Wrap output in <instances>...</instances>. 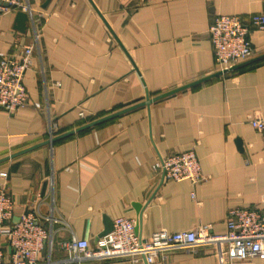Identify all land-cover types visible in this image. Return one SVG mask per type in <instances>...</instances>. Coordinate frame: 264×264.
<instances>
[{
    "label": "crops",
    "instance_id": "crops-1",
    "mask_svg": "<svg viewBox=\"0 0 264 264\" xmlns=\"http://www.w3.org/2000/svg\"><path fill=\"white\" fill-rule=\"evenodd\" d=\"M22 1L32 13L24 28L17 13L0 16V56L33 46L26 105L0 111V185L14 202L12 220L33 212L48 231L39 264H78L60 244L93 247L116 217L134 220L145 238L200 225L221 235L230 209L264 213V148L249 124L264 117V32L251 33L252 56L233 70L54 140L218 72L214 17L264 14V0ZM189 150L203 175L195 186L153 170L160 157ZM0 249L8 260L1 237ZM155 264L230 263L225 246H207Z\"/></svg>",
    "mask_w": 264,
    "mask_h": 264
},
{
    "label": "built area",
    "instance_id": "built-area-1",
    "mask_svg": "<svg viewBox=\"0 0 264 264\" xmlns=\"http://www.w3.org/2000/svg\"><path fill=\"white\" fill-rule=\"evenodd\" d=\"M12 12L25 13L32 19L27 2L0 0V16ZM254 31L264 32V14H254L248 18L235 15L214 17L208 35L218 71L229 72L232 67L252 56L250 35ZM32 55L33 46L28 45L17 56H0V111L7 115H12L27 103L23 79L30 68ZM249 124L259 133L264 148V117H250ZM153 170L163 179L188 181L192 186L203 179L193 150L160 157ZM0 178L5 179L6 173H1ZM13 210L12 197L5 186L0 185V237L11 251L7 260L0 249V264H39L41 252L46 246L51 248L48 231L33 212H26L17 220H12ZM225 225L226 231L221 235L212 233L207 225H200L180 232L159 230L144 238L136 232L134 220L116 217L112 221L111 231L100 237L95 246L92 247L85 240L72 239L62 242L60 247L69 254L66 261H76L78 264L119 260L155 264L173 251L207 246H225L230 264H241L252 259L264 264V213L233 208L227 213Z\"/></svg>",
    "mask_w": 264,
    "mask_h": 264
},
{
    "label": "water",
    "instance_id": "water-1",
    "mask_svg": "<svg viewBox=\"0 0 264 264\" xmlns=\"http://www.w3.org/2000/svg\"><path fill=\"white\" fill-rule=\"evenodd\" d=\"M16 17L18 18L17 21H19V28H20V29H21V28H24L25 23H26V21L28 20V19H27V15H26L25 13L19 12V13H17ZM237 66H238V65H237ZM237 66L232 67L230 70H233V69L236 68ZM225 73H227V71H222V72H221V71H218V72L214 73V74L211 75V76L205 77V78H203V79H200V80H198V81H195V82L190 83V84H187V85H184V86L179 87V88H177V89H174V90L168 91V92H166V93H162V94L157 95V96H155V97H153V98H149L148 95H147V96L145 97V100L142 101V102H140V103H137V104L132 105V106H130V107H127V108H125V109H123V110H121V111H118V112H116V113L110 114V115H108V116H105V117H103V118H101V119H98V120H96V121H93V122H91V123H88V124H86V125H84V126H81V127L77 128V129L73 130V131L67 132V133H65L64 135H61V136H58V137L54 138V140L60 139V138L65 137V136H67V135H71V134H73V133H75V132H78V131H80V130H83V129H86V128H89V127H92V126L97 125V124H99V123H101V122H104V121L110 120V119H112V118H114V117H116V116H118V115H121V114H124V113H126V112L132 111V110L137 109V108H139V107L149 106V105H151L153 102H156V101H158V100H160V99H163V98L169 97V96H171V95H174V94H176V93H178V92H181V91H183V90H185V89H188V88H190V87H192V86H194V85H197V84H199V83H201V82H204V81H206V80H208V79H210V78L217 77V76H220V75L225 74ZM52 140H53V139H52ZM21 153H22V152H21ZM21 153H17V154H15V155H13L12 157H14V156H16V155H19V154H21ZM111 229H112V226H111L110 223L107 224V225H105L104 230L102 231V233H100L99 236H100V237L104 236L105 234L109 233V232L111 231ZM136 232H138V228H137V227H136Z\"/></svg>",
    "mask_w": 264,
    "mask_h": 264
}]
</instances>
